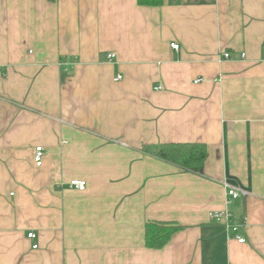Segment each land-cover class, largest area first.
Here are the masks:
<instances>
[{
  "label": "crops",
  "instance_id": "1",
  "mask_svg": "<svg viewBox=\"0 0 264 264\" xmlns=\"http://www.w3.org/2000/svg\"><path fill=\"white\" fill-rule=\"evenodd\" d=\"M147 222L182 228L148 249ZM0 264H264V0H0Z\"/></svg>",
  "mask_w": 264,
  "mask_h": 264
},
{
  "label": "trees",
  "instance_id": "2",
  "mask_svg": "<svg viewBox=\"0 0 264 264\" xmlns=\"http://www.w3.org/2000/svg\"><path fill=\"white\" fill-rule=\"evenodd\" d=\"M139 6H160L162 0H136ZM141 150L157 159L172 164L185 172L201 174L206 158V147L201 143H166L142 146ZM182 227L173 223L147 222L144 226V245L160 249Z\"/></svg>",
  "mask_w": 264,
  "mask_h": 264
},
{
  "label": "built area",
  "instance_id": "3",
  "mask_svg": "<svg viewBox=\"0 0 264 264\" xmlns=\"http://www.w3.org/2000/svg\"><path fill=\"white\" fill-rule=\"evenodd\" d=\"M170 48L177 51L178 50V45L171 43ZM241 58L244 57V54L240 55ZM114 58L113 54H107L106 55V59L108 61H111ZM222 58L223 59H230V54L227 52H224L222 54ZM121 79L120 75H116L114 77V81H118ZM202 79H195L194 83H198L200 82ZM43 149L40 146H37L34 148V153H33V162L36 166H40L42 164V159H43ZM86 183L85 181H81V180H72L69 182V187L77 190V191H83L85 189ZM224 187H225V196H226V204L231 203L233 200L239 198L242 195H245V192L237 189L235 187H232L228 184L224 183ZM208 220L212 223H216L221 225L224 230L226 231V233L228 234V236L236 239L239 243H243L244 242V238L240 237L237 235L238 229L240 228V222L232 215V213L225 209V210H220V211H211L208 213ZM27 238L28 239H34L35 238V234L30 232L27 234ZM36 245H32V249H36Z\"/></svg>",
  "mask_w": 264,
  "mask_h": 264
}]
</instances>
